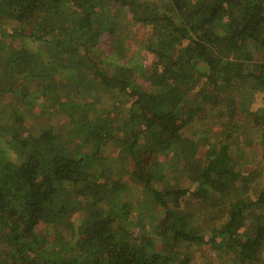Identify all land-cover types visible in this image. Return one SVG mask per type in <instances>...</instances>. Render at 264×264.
Returning <instances> with one entry per match:
<instances>
[{
    "label": "trees",
    "instance_id": "16d2710c",
    "mask_svg": "<svg viewBox=\"0 0 264 264\" xmlns=\"http://www.w3.org/2000/svg\"><path fill=\"white\" fill-rule=\"evenodd\" d=\"M129 6L140 9L137 22L151 26L142 49L152 65L102 66L92 50L103 35L117 33L118 10ZM25 36L36 49L9 42ZM71 64L85 74L75 94L91 93L102 113L97 119L79 117L91 108L63 99L57 87L55 75ZM258 92L264 0H162L159 7L148 0H0V98L13 102H0V264H195L198 241L228 250L226 264H257L264 176L248 168L243 149L231 155V133L215 127L227 123L230 96L243 109ZM38 106L66 114L70 132L36 122ZM246 115L264 145V124L255 112ZM195 135L204 149L200 160L189 159ZM113 145L121 151L118 177L107 155ZM131 160L138 172L168 176L148 187L149 213L136 186L120 180ZM194 195L203 202L191 211ZM215 199L225 220L206 238L199 218ZM74 214L81 237L72 246L65 231ZM241 216L244 230L237 228Z\"/></svg>",
    "mask_w": 264,
    "mask_h": 264
},
{
    "label": "rangeland",
    "instance_id": "374dc122",
    "mask_svg": "<svg viewBox=\"0 0 264 264\" xmlns=\"http://www.w3.org/2000/svg\"><path fill=\"white\" fill-rule=\"evenodd\" d=\"M156 3V6L159 7L162 3V0H148ZM140 12V9L136 6L131 8L124 7L119 8V18L121 19L118 24L117 33L114 35H103L99 40L97 46L92 50L91 57L95 60V62L100 63L102 66L106 64V62H131L135 60L136 62H141L147 67L152 65L151 60L147 57V54L144 53L142 49L143 43L147 40V37L151 33V26L147 23L137 22L133 15L135 12ZM221 19L224 22H228L229 19L225 12L221 13ZM58 18V17H57ZM56 18V19H57ZM9 27H14L16 24L13 21H7ZM49 29V28H48ZM27 35L30 33V29L27 31ZM9 39V38H8ZM27 37L25 36L20 41H14L12 38L9 39V42H12L16 47L21 48H37V44L33 45L29 44L27 46ZM34 51V50H32ZM36 52V51H34ZM84 72L80 66L77 64H71L69 68L61 71V74L55 75L54 79L57 83V87L60 88V91L63 94V99L65 100H75L78 102L80 106L85 105L89 110H79V117H88L91 119H97L101 116L102 113L99 112V104H97L94 98L91 96V93H85L88 96L85 97L77 96L75 94L76 89L81 84V80L84 77ZM140 83L147 86V82L144 79H140ZM58 85H62L58 86ZM96 88V87H95ZM124 94V93H122ZM0 98V102L5 103H13L7 96ZM77 96V98L75 97ZM43 103L47 106L51 105L49 101L41 99ZM129 98L127 96L122 97V101L127 104ZM237 99H234L232 96L229 97V103L231 104V112L229 113V118L227 120L226 125L223 127L221 125L216 126V129H221V134L231 133L232 138L231 142L234 145L235 149L231 153V155H236L235 150L237 148L243 149L244 154L246 156V162H249V169H256L260 171L264 176V145L262 143V138H260L256 129H254V123L248 121L247 113L255 112L260 118L262 124H264V92L255 93L251 100H249L246 104L245 108H240L238 105ZM112 105L117 110L120 108V102L117 98L112 99ZM121 111L124 113L126 108H122ZM37 114V121L41 123L52 122V124H57L62 126L65 129L66 133H69V117L61 112L55 113L53 115L44 112L40 106H38L35 110ZM114 115L120 116L117 111ZM30 119H28V127H30ZM230 123V124H228ZM200 130V129H199ZM196 131V135L198 131ZM192 138L194 141V150L191 149V154L189 155V159L200 160L203 159V147L199 146L200 142L197 140V137ZM241 146V147H239ZM200 147V148H199ZM107 155L114 160V164L112 166V172L114 171L115 177H118L117 171L121 168V151L118 146L113 145ZM224 156V154H223ZM219 162H216L215 168H218ZM187 165V160H185L181 167L185 168ZM144 172H138L136 170V165L133 160H131L123 169V178L120 180L127 183H132L136 186L138 190V198L142 200V203L145 205L143 208L144 213H149L148 203L152 199L150 198V194L148 192V187L159 186L165 182L167 179V175L165 177H155L148 176ZM149 178V181H148ZM180 184V181H178ZM264 185V182L262 183ZM192 203L188 206V210L194 211L197 206L202 204L203 200L200 195H194L191 199ZM141 205L139 203L138 206L133 210L131 219L133 223L137 222L139 219V214L141 210ZM200 230L203 232L206 238L213 236L215 232L219 230V227L225 220V217L222 214L220 205L218 204V200L215 199L213 206L209 209H206L202 212L201 217L199 218ZM80 224V219L78 214H74L72 219L70 220V224L67 226L65 231V236L68 238L67 243L70 245H74L81 237L78 233V227ZM247 227L246 217L241 216L239 218V222L237 224V228L240 230H244ZM137 230V228H136ZM225 234H221L218 236L219 241L223 242L226 239ZM4 249L0 246V255H2ZM229 252L226 250L224 253L220 250H215L212 248L211 244L198 241L193 249V257L195 264H226L224 262L225 253ZM257 264H264V250L262 252L261 258L258 260Z\"/></svg>",
    "mask_w": 264,
    "mask_h": 264
}]
</instances>
